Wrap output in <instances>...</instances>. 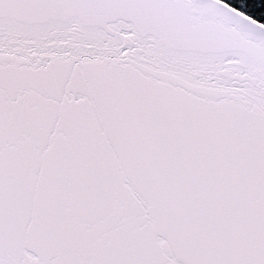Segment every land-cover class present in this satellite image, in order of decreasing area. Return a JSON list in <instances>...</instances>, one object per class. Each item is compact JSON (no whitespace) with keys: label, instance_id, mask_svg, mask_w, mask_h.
<instances>
[{"label":"snow or ice","instance_id":"1","mask_svg":"<svg viewBox=\"0 0 264 264\" xmlns=\"http://www.w3.org/2000/svg\"><path fill=\"white\" fill-rule=\"evenodd\" d=\"M0 264H264V0H0Z\"/></svg>","mask_w":264,"mask_h":264},{"label":"trees","instance_id":"2","mask_svg":"<svg viewBox=\"0 0 264 264\" xmlns=\"http://www.w3.org/2000/svg\"><path fill=\"white\" fill-rule=\"evenodd\" d=\"M229 2H230V0H229Z\"/></svg>","mask_w":264,"mask_h":264}]
</instances>
